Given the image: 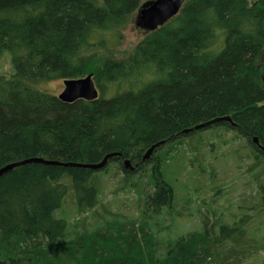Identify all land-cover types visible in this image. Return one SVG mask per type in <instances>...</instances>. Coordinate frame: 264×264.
I'll return each instance as SVG.
<instances>
[{
	"label": "trees",
	"instance_id": "1",
	"mask_svg": "<svg viewBox=\"0 0 264 264\" xmlns=\"http://www.w3.org/2000/svg\"><path fill=\"white\" fill-rule=\"evenodd\" d=\"M147 1L0 0V56L12 71L0 75V168L36 157L96 164L120 154L97 171L28 164L5 173L0 264H233L259 247L251 232L243 236L245 221H255L210 225L186 206L191 190L200 192L177 184L185 166L168 154L181 148V137L211 127L233 131L251 152L249 172H260L248 211L264 217V0H185L162 27L142 30L123 61L94 56ZM88 75L99 93L94 101L68 104L46 90L52 81ZM227 116L234 127L183 134ZM110 165L119 190L139 200L136 216L93 210ZM181 213L198 224L179 230Z\"/></svg>",
	"mask_w": 264,
	"mask_h": 264
},
{
	"label": "rangeland",
	"instance_id": "2",
	"mask_svg": "<svg viewBox=\"0 0 264 264\" xmlns=\"http://www.w3.org/2000/svg\"><path fill=\"white\" fill-rule=\"evenodd\" d=\"M254 1L248 0L249 4ZM134 22L135 15H131L125 28L116 32V36L107 35L112 36L108 38V46L96 51L94 56H105L109 59L117 60V62L126 59L134 46L143 38L142 30L137 29ZM11 74L8 56L5 54L1 55L0 75L8 76ZM46 90L52 96L57 97L63 90V82L59 80L52 81L46 85ZM211 128L190 138L183 139L181 137L178 140V142L183 144L181 148L174 149L172 153L168 154L170 161L176 157L177 162L173 165L183 163L185 166V170L177 177L179 179L177 184L181 183L182 188H185L184 183H192L191 187H193V184L195 185L200 193L197 196L191 190L194 197L187 200L186 206H189L191 210L198 209L197 213L194 211L196 215H207V222L210 225L215 219L221 220V218L228 226L236 224L235 222L241 218L255 221L253 224L245 221L243 224V236L248 237L251 232L259 247L254 248L244 258H235L232 263L264 264V217L259 216V218H256L253 213L248 211L251 203H255L256 181L260 172L259 170L254 173L249 172V167L253 165V160L250 158L251 152L244 139L238 137L233 131L225 132L221 128ZM197 141H200L201 144H197ZM173 144H166V147L169 146L170 148ZM163 150L159 151V154ZM211 171L214 173L213 179L219 182L220 186L218 189L219 195L215 198L209 192L212 187L209 184ZM114 172L115 167L110 165L105 176L101 177L98 204L93 210L99 213L107 212L108 215L136 216L137 209H141V204H139V200L134 193L121 192L119 190L118 183H116L118 179L113 175ZM186 189L188 190V187ZM180 202L181 200L178 201V203ZM208 208L210 211L213 208H218L219 212L216 216H212L211 212L210 214L207 213ZM180 209V206L175 208L176 212ZM257 209L261 210L262 208L257 207ZM70 212L71 210H68V214ZM88 214L85 212L82 216L81 214L79 216L83 218ZM262 214L264 216V210ZM79 216H72L70 220H78ZM180 220L178 222L179 230L186 229L192 224L197 225L199 222L193 216H184V213H181Z\"/></svg>",
	"mask_w": 264,
	"mask_h": 264
},
{
	"label": "water",
	"instance_id": "3",
	"mask_svg": "<svg viewBox=\"0 0 264 264\" xmlns=\"http://www.w3.org/2000/svg\"><path fill=\"white\" fill-rule=\"evenodd\" d=\"M185 0H148L142 4L136 15L134 25L137 29L145 32H151L162 27L166 22L176 17L182 9ZM99 93L96 88L92 75L85 76L81 79L76 80H65L63 81V90L57 96L60 102L73 103L77 100L94 101L98 99ZM225 122L231 126H235L232 123L230 117L216 118L209 122L196 125L193 129H186L183 133L192 132L193 130L202 129L210 125ZM252 142L257 144V140L253 139ZM165 142H160L157 145H153L142 157V160H146L150 157L153 149ZM264 152V149H261ZM113 157H120L118 153H111L106 155L99 163L96 164H76V163H63L58 161H52L41 157L30 158L19 162L11 163L0 168V178L15 168H19L28 164H41L44 166H54L63 168H80L88 169L91 171L101 170L107 163L108 159ZM124 169L130 172L134 171V166L131 165L129 160L123 161Z\"/></svg>",
	"mask_w": 264,
	"mask_h": 264
},
{
	"label": "bare ground",
	"instance_id": "4",
	"mask_svg": "<svg viewBox=\"0 0 264 264\" xmlns=\"http://www.w3.org/2000/svg\"><path fill=\"white\" fill-rule=\"evenodd\" d=\"M220 123H225V122H220ZM216 124H219V123H216ZM227 124H229V123H227ZM200 125V124H199ZM213 125H215V124H213ZM213 125H210V126H213ZM230 125V124H229ZM210 126H208V127H210ZM231 126V125H230ZM208 127H205V128H208ZM194 128V127H193ZM193 128H190V129H193ZM205 128H202V129H205ZM198 130H200V129H198ZM198 130H193L192 132H194V131H198ZM192 132H188V133H192ZM188 133H183V134H188ZM253 139H256V138H253ZM105 157V156H104ZM103 157V158H104ZM110 159H108V161H109ZM108 161H107V163H108ZM19 162V161H18ZM15 163V162H14ZM106 163V164H107ZM105 167V166H104ZM103 167V168H104Z\"/></svg>",
	"mask_w": 264,
	"mask_h": 264
},
{
	"label": "flooded vegetation",
	"instance_id": "5",
	"mask_svg": "<svg viewBox=\"0 0 264 264\" xmlns=\"http://www.w3.org/2000/svg\"><path fill=\"white\" fill-rule=\"evenodd\" d=\"M132 165V164H131Z\"/></svg>",
	"mask_w": 264,
	"mask_h": 264
}]
</instances>
